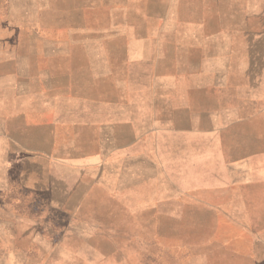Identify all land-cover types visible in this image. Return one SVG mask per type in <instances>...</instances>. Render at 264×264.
Returning a JSON list of instances; mask_svg holds the SVG:
<instances>
[{
	"label": "rangeland",
	"instance_id": "1",
	"mask_svg": "<svg viewBox=\"0 0 264 264\" xmlns=\"http://www.w3.org/2000/svg\"><path fill=\"white\" fill-rule=\"evenodd\" d=\"M182 31L224 32L192 78L220 109L203 138L152 130ZM2 32L0 264H264V0H4Z\"/></svg>",
	"mask_w": 264,
	"mask_h": 264
},
{
	"label": "crops",
	"instance_id": "2",
	"mask_svg": "<svg viewBox=\"0 0 264 264\" xmlns=\"http://www.w3.org/2000/svg\"><path fill=\"white\" fill-rule=\"evenodd\" d=\"M2 2L4 0H0V87H1V65L2 63L7 64L8 66L12 67V69H15V64L18 60L17 57V47L11 46L10 40L8 41V45H6V41L2 40L3 38L10 39L12 35L6 34L2 32ZM9 13V12H8ZM237 32V31H235ZM238 33V32H237ZM173 34V33H172ZM178 37L179 40H170V41H164L161 40L158 42V47L168 48V54H158L156 57V60L161 61L163 60L166 65L162 66L163 69L168 70H178V71H184L181 72L179 75L177 72L171 76L172 79V86H169V106L167 107L169 116L168 123L166 121L164 124L153 127V133H158L163 131H167L169 134L177 135L180 137H185L187 135L190 136H200L201 138L207 137L210 133L215 131L214 126V119L218 117V113L220 112V109H216V105L210 106V94L209 89L207 85H203L202 81L200 83H196V85H193V77L194 75L198 74L201 77V80L203 76L206 74V71L208 73L209 71V62L207 61V57L203 58L200 55H203L201 52L202 49L205 50L204 55L208 52L207 48L209 45L208 39L213 38H224V32L216 31L213 34L212 33H203L202 32H188V31H182ZM172 38L173 36H169ZM180 48L181 54L174 55L173 54V48ZM172 50V53H171ZM64 54L63 58H65L66 52H64V48L60 47L57 48L55 52H47L46 54ZM80 55V52L73 51L69 53V58H72L74 61L78 59V56H74L73 54ZM90 53V52H89ZM94 57L97 56V53L91 52ZM139 52L136 51V49H132L131 52H125V50H122L120 53V59L125 60L128 59H140L139 58ZM141 60H145L142 59ZM194 71H197L194 73ZM15 75V74H14ZM13 75V76H14ZM12 74L9 72L6 76L7 78H11ZM5 77V78H6ZM195 96L196 104L195 108L194 105L189 103L188 98L191 96ZM198 101V102H197ZM126 100L124 98L120 99V108L124 111ZM105 104V111L106 114L111 118L112 116V99L109 97H106L104 99ZM134 105H137V103H134ZM124 108V109H123ZM196 111L194 114L193 111ZM140 111V108L137 106L135 107V113ZM199 116L200 119H203L201 122H195L193 121V117ZM158 118L161 119V116ZM164 119L166 116L163 117ZM159 123H161V120H159ZM204 123V125L202 124ZM168 126V127H167ZM107 127H109V133L106 134ZM113 127L110 125H105V136H104V154L106 155L107 151H112V146L114 145L113 142V133H112ZM130 138V140H129ZM140 132H127L126 131V137L125 139H121L118 141V145L122 149H128L130 145H135L138 142H140Z\"/></svg>",
	"mask_w": 264,
	"mask_h": 264
}]
</instances>
